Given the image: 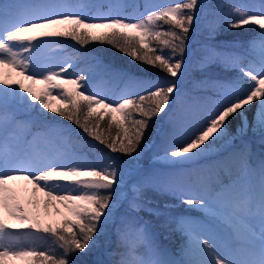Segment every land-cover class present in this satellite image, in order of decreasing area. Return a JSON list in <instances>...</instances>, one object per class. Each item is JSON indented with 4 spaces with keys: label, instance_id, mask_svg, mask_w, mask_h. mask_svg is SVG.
<instances>
[{
    "label": "snow or ice",
    "instance_id": "obj_1",
    "mask_svg": "<svg viewBox=\"0 0 264 264\" xmlns=\"http://www.w3.org/2000/svg\"><path fill=\"white\" fill-rule=\"evenodd\" d=\"M99 7L56 0L0 3V264H86L76 257L99 250L109 226L115 229L118 249H122L111 255L119 258L92 264H176L143 221L128 214L119 216L117 206L125 189H130L129 211L143 210L142 193L155 186L135 166L149 148L144 138L153 118L166 112L174 95H181L179 80L187 69L185 53L197 19L198 0H172L151 10L146 6L134 18L122 15L121 5H109L110 13L99 12ZM230 7L227 26H253L258 36L242 53L206 47L201 67L220 61L238 75L215 82L220 98L164 141L163 154L157 159L171 165L196 161L229 138L235 142L245 136L250 128L264 140V0ZM93 8L97 12L91 16ZM57 38L70 39L81 47L107 43L136 61L159 68L165 78L142 81L101 65L105 75L126 79L143 89V94L134 98L110 100L91 91L93 73L70 71L72 58L41 70L39 50ZM152 41H156L155 47ZM14 73L22 79L14 78ZM25 81L43 83L47 88L38 92ZM53 90H59L62 101L71 107H51L47 98ZM254 104L256 112L250 124L247 113ZM97 108L103 110L97 112ZM17 110L50 112L66 119L110 153L129 159L110 157L103 166L81 163L70 142V128L50 125L33 132L28 122L17 118ZM94 115L96 120L90 123ZM105 117L109 128L115 124L118 129L116 136L105 138L99 131V121ZM237 119L234 133L230 129ZM41 141L46 147H40ZM247 150L245 144L239 152L243 155ZM20 180L26 182L23 187L15 183ZM160 188L189 208L217 219L231 240L224 244L211 230L194 235L191 222L179 218V226L189 234V250L195 249L198 255L190 264H264V167L258 197L251 190L225 199L227 189L201 193L182 184ZM168 207L165 204L164 210L151 211L166 215ZM46 216L61 218L47 220ZM36 233L53 237L59 252L22 243ZM140 247L144 253L138 251Z\"/></svg>",
    "mask_w": 264,
    "mask_h": 264
},
{
    "label": "trees",
    "instance_id": "obj_2",
    "mask_svg": "<svg viewBox=\"0 0 264 264\" xmlns=\"http://www.w3.org/2000/svg\"><path fill=\"white\" fill-rule=\"evenodd\" d=\"M137 3V9H127L125 11V15L128 18H131L133 16L139 15L141 12L144 11L146 6L151 10V7L154 6H160L164 4L171 3L172 0H135ZM207 2H210L211 0H206ZM230 4L231 6H240V5H246V4H253L256 0H212V4H210V7H213L215 10L219 9V11H223L226 9V7L223 5L224 3ZM4 0H0V3H3ZM71 4H91L92 0H69ZM101 3V2H100ZM99 3H95L94 5H98ZM204 6V5H203ZM104 6L102 5L100 9H98L99 12L103 10ZM207 8V4L205 5L204 9L202 7V13L197 17L196 22L193 23L192 28L189 32V38L187 41V48L185 53V59H187L188 54L190 53V59L188 60V65L191 64L195 68H187L184 74H186V79H181V81L190 80L191 78L199 84V86L204 85L205 87H212L214 88L215 82H224L228 81L230 79H234L238 74L235 69H226L222 62L216 61L210 63L207 67H201L199 64L200 59L205 54V49L207 46H215L218 51L223 52H237L242 53L247 49L248 44L253 39L257 38L258 33L253 26H245L241 29H235V28H229L227 26H223L222 24H219L216 27L203 25L204 22H201L204 20V11ZM93 8L89 15L94 16L97 12V9ZM208 12H213L212 9H209ZM231 11L229 9L225 10V16H223V13H221L219 19L223 16V19L228 18V14ZM134 13V14H133ZM128 14H133L130 17ZM162 23V22H161ZM51 43H54L56 46L58 44H65L61 48V56L56 57L53 60H50L49 58H41L39 59V66L41 69L43 68H49L52 66H57L59 64L64 63L68 58H74L75 64L73 69H70V71H84V72H91L94 75V79L92 81V87L96 86L100 89V93L104 96H107L110 100H117L119 97L118 95L128 96L129 98H134L136 94H143V89L140 87L139 91L136 92H128L125 90L123 86H135V84L127 81L126 79H119L121 82L117 83V87L112 91V85H109V80L107 79L108 75H105L103 72H101V65L108 66L112 69H116L121 73L129 74L133 77L138 78L139 80H142L143 77L149 78L151 80H160L165 78V74L161 72L159 68L149 66L145 63L136 61L129 56L123 54L121 51L117 50V48L110 46L107 43H89L86 47H81L80 45L76 44L75 42L68 41V40H58V41H51ZM152 46H156V41H152ZM79 60V62H78ZM93 63V64H92ZM204 69H209L208 72L204 73ZM189 73V74H187ZM191 79V80H192ZM128 83V84H127ZM186 84L181 85V92L182 95H187L190 99L193 98V94H196L197 97L201 96L204 89L203 88H193L192 86H187ZM190 89L189 91H186L187 89ZM215 89V88H214ZM126 92V93H125ZM123 97V96H122ZM190 103L194 104L196 103V100H190ZM180 103V102H179ZM199 105L201 103L199 102ZM172 105L169 104L168 107H171ZM64 107H71V105H63L59 108ZM103 109L98 108L96 111H102ZM132 110L131 108L129 109ZM203 110V108L201 109ZM167 112V111H166ZM165 113L160 114L158 117H154L152 122L150 123V126L148 130L145 133V143L148 144L150 141H153L156 139L155 146H153L150 150L151 156L149 158H146L144 160V163L142 167L139 169L140 175H143L141 173V170H144V174H148L147 176L150 178L151 183L155 186H153V189L160 191V192H166L162 191L160 186L163 184H182L185 186H188L192 188L194 191L197 192H205V191H211L213 193L219 192L221 190L227 189V192L225 194V199H233L234 197L242 196L245 193V189L241 186V173L245 167V163L249 161L251 158V154H255V161H259L262 156L261 154L254 149L251 146V143L247 144L248 150L243 155L240 154L239 150L242 148L244 140L240 141L237 145L230 147L226 151L220 153L219 155H216L212 158H206L202 159L201 161H198L196 163H190L188 165H180V166H164L160 165L158 163L152 162L149 163V160L152 158V156L156 154L162 153V147H159L160 144H164V141L172 136L169 134L170 126L169 124H164L162 126V130L166 132V134H162V137L159 138L158 136V129L160 127V120L162 115L165 116ZM175 112V110H174ZM178 113V111L176 112ZM48 114V112L46 113ZM42 118L41 123L44 125H57L58 122H61V124L67 126V128H71L72 131H75V136H72L76 138V140H71V144L75 145V152H76V145L78 144H85V142L89 138L86 134H82L81 130L75 125L67 121L66 119H63L59 116L51 117L52 119H49L50 116H53L51 113L50 116L46 115ZM135 114V113H134ZM42 116V115H40ZM49 117V118H48ZM82 118V117H81ZM36 119V118H35ZM96 117L95 115L90 118V123L95 121ZM36 122L38 120L36 119ZM39 123V122H38ZM99 131L103 132L105 134V138H107L108 135L116 136L118 133V129L116 128L115 124H113L109 128V121L108 118L105 117L104 120L99 121ZM38 126H40L38 124ZM235 133L234 128L230 130ZM250 131V130H249ZM248 131V133H249ZM122 135V133H120ZM260 139H253V142L257 144L259 147H261L264 150V140L259 142ZM95 142V141H94ZM245 142H249L247 139H245ZM95 146L97 147L96 151L102 152L105 155H109L111 157H116L120 159L121 161H124L127 156L121 155L119 153H110L103 145L98 144L95 142ZM143 146V145H142ZM93 147V146H92ZM86 148V147H85ZM94 149V147H93ZM88 150V149H87ZM146 156V154H145ZM128 160V159H127ZM192 183H190V182ZM189 184V185H188ZM200 186L201 188H197ZM150 187V186H148ZM152 189V188H151ZM144 191H151L150 189L145 188ZM169 197L167 198V202L172 200L174 198V201L171 202L170 205H168V209L166 211L165 217V225H159L156 224V222L159 221L158 215H152L151 221L146 220L144 222L148 228L155 234V237L160 244L161 247L167 249L170 254L174 255L181 264H187L186 258L182 256L181 252V246L179 245L178 240L176 239V236L174 235V232L171 227V225L179 226V218H185L191 222V226H202L203 228H210L213 232L216 233L217 238L224 244H230V239L226 238V236H222V232H225V229H222L220 224L218 223V220L212 219L206 214L200 213V212H189L188 210H180L178 211V208L175 207L176 203H179V199L171 194L168 193ZM144 198V199H143ZM142 201L144 202V209L139 212H133V216H137L139 219H144V215H151L153 214L151 209L152 208H160L164 210L163 205L160 201L155 200L156 197L153 199L150 196H144ZM147 200H152V202H149ZM125 205V203H123ZM124 207V206H122ZM121 207V208H122ZM120 208V209H121ZM118 210V215L119 211ZM169 216V217H168ZM171 224V225H169ZM34 237H36V241L38 242L40 238L45 240V244L47 245V242L49 245H56L55 239L49 235L43 234V233H36L34 234ZM30 238V239H29ZM27 238L32 241L31 236ZM106 239V238H104ZM103 239V244L104 243ZM48 245V246H49ZM40 248L46 247V246H39ZM143 249V247H140ZM113 251L122 250L118 249L117 244H113L111 246V249ZM101 251H94L92 254L85 256V257H76V259L86 262V264H92L93 261L100 260L102 257ZM118 259L119 257H115Z\"/></svg>",
    "mask_w": 264,
    "mask_h": 264
},
{
    "label": "rangeland",
    "instance_id": "obj_3",
    "mask_svg": "<svg viewBox=\"0 0 264 264\" xmlns=\"http://www.w3.org/2000/svg\"><path fill=\"white\" fill-rule=\"evenodd\" d=\"M58 1L59 0H56V2H58ZM61 1L64 2V3H68L69 4V2H67L66 0H61ZM107 1L109 2V5H121L122 7L120 9H123L124 6H127L128 5V3H126L123 0H107ZM129 1L131 2V0H129ZM46 2H48V1H46ZM92 2L97 3V1H95V0H92ZM206 4H207V8L203 12L204 13L203 15L205 17H204V20L201 21V22H204L203 25H208L209 24L208 26L216 27L219 24V22H220V24H222L223 26L224 25L227 26V24L225 23V21L227 19H229L230 17L228 16V18L226 17V19H223V16H225V10L229 9L231 11V7H230L231 5L228 4L227 1H226V3L223 2V5L226 7V9L223 10V11H219V9L215 10L213 7H210V4H212V0L210 2H207L206 0H198L199 10H198L197 17L202 13V7L204 9V7H205ZM209 9H212L213 12H208ZM106 11H108L106 13H110L111 12V9L108 7L106 9ZM222 12H224L223 13V16L221 17V19H219V17H220V15H221ZM194 22H196V20ZM93 31L99 32V31H103V30H93ZM58 40H68V41H71L70 39H66V38H57L56 40H52V41H58ZM59 47H61V45L58 44L56 46L54 43H51V41L46 42L45 44L42 45V47L39 50V54H38L39 59H41V58H45L46 59L47 57H51L50 60H53L56 57L61 56L60 54H61V51L62 50ZM72 59H73V62L75 64V62H76L75 59L74 58H72ZM189 59H190V55H188V60ZM78 62H79V60H78ZM187 68L194 69L195 67L193 65H191V64L188 65V62H187ZM45 69H47V68H43L41 70H45ZM208 70L209 69H204L203 72L206 73V72H208ZM187 74H189V73H187ZM186 76L187 75L184 74L183 77H182V79H184V78L186 79ZM13 77L14 78H21L22 79V77H16L15 76V73L13 74ZM191 79L190 80H187V84H186V81L185 80L184 81H181V79L179 80V83H180V85H182L183 83L186 84L187 86H192L193 85V88H197V87L198 88H203L204 91H203L202 95L197 97L196 94H193V98L192 99H190L187 95H182V92H181V95L178 98L175 97V95H174L173 100L170 103V105H172V106L171 107H168L166 109L167 112H166L165 116L162 115V117H161L160 127H159L158 133H157L158 136H160L159 138L162 137V134H166V132H164L162 130V126L164 124H167V123L169 124V126L171 128L170 131H169V134L171 135V133H172V135H173L178 129H180L182 126H184L190 119H192L196 115L201 114L204 110H206L207 108H209L211 106L212 102H214L215 100H217V99L220 98L219 93L216 91V89H214L212 87L211 88L210 87H205L204 85L199 86V84L197 82H195L193 79L192 80ZM146 81H149V80L147 79ZM25 84L32 86L38 92L40 90H42V89H46L47 88V85H45L43 83L31 84L30 81H25ZM68 87L69 88H72L73 86L72 85H68ZM189 90L190 89L188 88L186 91H189ZM194 99L196 100V103L192 104V103L189 102L190 100H194ZM47 100L50 103L51 107H53V108H58V107H61V106L65 105V104L67 105V103H65L64 101H62V99L60 98L59 90H53L52 95L49 96L47 98ZM199 102L201 103V105H199ZM68 105H70V104H68ZM202 108H203V110H201ZM174 110H175V112H174ZM177 111H178V113H176ZM255 112H256V106L254 104L249 109V111L247 113L248 120H249V123L250 124L253 121V117H254ZM20 113L21 114H24V115H29L30 116L28 118H24L23 120L25 122H28L30 124L31 129H32V126L35 127L33 129H37V130H35L33 132H37V131L43 130L46 126H48L47 124L44 125V124L41 123V120H42V118L45 117V114H43V115L42 114H39V111L38 110H33V111H29V112H24L22 110H17L16 111L17 117H18V115ZM49 113L50 112H48V114H46V115L47 116L48 115L50 116ZM40 115H42V116H40ZM33 116L38 120L39 123L38 122L37 123L40 125V127H37L36 128V125H33L32 124V122H33ZM51 117H54V116H50V118L49 117L48 118L49 119H52ZM58 123H59V124H57L58 126L67 127V126L61 124V122H58ZM237 125H238V119L237 120H233L232 121V126H231V129L230 130H232L233 128L235 130L236 127H237ZM249 130H250L249 133L246 134V136L249 137V139H248L249 142H245V140L242 141V142H244L243 146L245 144L247 145V144L251 143V146L254 148V146L252 144V138H254V139H260V140H258L259 142H261L263 140H262L261 135H260L259 132H253L251 130V128ZM75 134H76V132L75 131H72V136H75ZM72 136L70 138L72 140H76V138H74ZM238 139H240V138L235 139V142ZM70 142H71V140H70ZM227 142H231L227 146L228 148L235 143V142H233V140L231 138H229L228 140L222 142L219 145V147H221L222 145L224 146ZM42 145L44 147H46L44 141H41L40 142V147L41 148H43ZM155 145L156 144H153V146H155ZM92 146L94 147V149H93ZM163 146H164V144H160L159 145V147H162V148H163ZM73 147L75 149V145H73ZM219 147H216L213 150H216ZM227 147H225V149ZM96 149H97V147L95 146V142L93 140H91V139H88L85 142V144H82V145L81 144H78V145H76V152H75V154L78 157H80V162L81 163L88 164V165H99V166H103L105 164V162L111 156L105 155L102 152H99L98 150L96 151ZM255 149L258 150V147H255ZM150 151L151 150L149 149V150L145 151L142 154V156H141L142 157V161L140 162L142 165L144 163V160L146 158H149L151 156V152ZM145 154H146V156H145ZM162 154L163 153L156 154V155L152 156V160H155L157 162L158 161H163V160L157 159V156L158 155H162ZM255 156H256L255 154H251V157H250L251 159L249 160L251 163H253L255 161ZM127 159H129V158H126L124 161H127ZM165 163H168V162H165ZM250 165H251L250 163H247L246 164V168L244 169V171L242 173V176H241L243 178V182H241V183H245L247 186H253L254 185V187H259V181L255 182L256 180L254 178H250V176H249V171H250V175L251 176H252V172H253L252 169L250 168L252 166H250ZM260 167H264V162L263 163H260ZM139 172H140V170H139ZM141 173L143 175H146V174H144L145 173L144 170H141ZM188 182H190V181H188ZM190 183H192V182H190ZM146 188L147 189H150L151 191H143L141 198H143L144 196H150L151 198L154 199L156 197L155 200L160 201L163 206L165 204L170 205L171 202L174 201V198L172 200H170L169 202L166 201L167 198L169 197V195H168L169 192H160V191H157V190L153 189V186L146 187ZM197 188L199 189L201 187L198 186ZM256 189L257 188H255V190L253 189L252 190V193H254V194L256 193V195L258 197V194L259 193L258 192H255V191H258ZM131 197H132V193L130 192V189H125V191L121 195L120 204L117 206V213H118V210L122 206H124V207H122L120 209L119 216H123L125 214H128V215L133 216L134 213L129 211V204H128V201L131 199ZM147 201L152 202V200H147ZM123 203H125V205ZM175 207L178 208V211H180V210H186L187 211L188 210L189 212H192V213L193 212H200V213L206 214L202 210L189 208L188 205L182 204V203H180V201H179V203H176L175 204ZM62 211H63V209H62ZM41 213H43V212L41 211ZM152 215H154V214H151L149 216L144 215L143 216L144 219H140V220L143 221V222H146V220H148V221L150 220L151 221V218H152L151 216ZM165 217H167V216L159 215V217H157V218H159V221L160 222H156V224L165 225V220H166ZM60 218L61 217H55V216H49V217L46 216L45 217V219H47V220L60 219ZM212 219H214V218H212ZM215 220H217V219H215ZM11 222L12 223H16L15 221H11ZM169 225H171V224H169ZM171 227H173L172 230L175 231L174 232V235L176 236V239L178 240L179 245L181 246V251L179 250V252H181L182 256H184L186 258L185 259L186 260V263L187 264H190V261L197 259L198 258V255L196 254L195 249H193L192 251L189 250V244H190L189 234L186 231H184L182 228H179L178 226L171 225ZM208 230H211V229H209V228L203 229L202 226L192 227V232H193L194 235L195 234L206 233ZM221 235L223 237L226 236V238H229L228 237V233H227L226 230H225L224 233L222 232ZM31 238H32V241H30L29 240L30 238H29L27 241L24 240L22 243L25 246H29V247H31V246H46V247H43L42 249L49 250V251L55 250L57 253L59 252V249L56 247V245H51V244L49 245L48 242H47V245H46L45 244V240L43 238L42 239L40 238V240L38 242L36 241L37 240L36 237L31 236ZM105 238H106V239H104V243L105 244H103V246L99 250H97V251H101L102 252V254H101L102 257H101L100 260L106 262V260H107L106 259V255L109 256L110 260H112L113 258H115V257H113L111 255V253L113 252V250H110L111 249V246L113 244H117V237H116V234H115V229L112 228L111 226H109V229L107 231V235H106ZM130 238H133V237H130ZM230 243H231V240H230ZM138 251L140 253H144L145 252V249L144 248L143 249L139 248Z\"/></svg>",
    "mask_w": 264,
    "mask_h": 264
},
{
    "label": "bare ground",
    "instance_id": "obj_4",
    "mask_svg": "<svg viewBox=\"0 0 264 264\" xmlns=\"http://www.w3.org/2000/svg\"><path fill=\"white\" fill-rule=\"evenodd\" d=\"M15 183H16L18 186L23 187V186L25 185L26 182L20 180V181H16ZM28 187L30 188L31 186L28 185ZM41 198H42V194H41ZM41 211L43 212L42 208H41ZM48 217H49V216H48Z\"/></svg>",
    "mask_w": 264,
    "mask_h": 264
},
{
    "label": "water",
    "instance_id": "obj_5",
    "mask_svg": "<svg viewBox=\"0 0 264 264\" xmlns=\"http://www.w3.org/2000/svg\"><path fill=\"white\" fill-rule=\"evenodd\" d=\"M219 150H216L215 152H218ZM211 152H209V153H207V154H210ZM139 164V163H138ZM136 168H138V165H136L135 166ZM106 258H107V260L109 261L110 260V258H109V256L108 255H106Z\"/></svg>",
    "mask_w": 264,
    "mask_h": 264
}]
</instances>
